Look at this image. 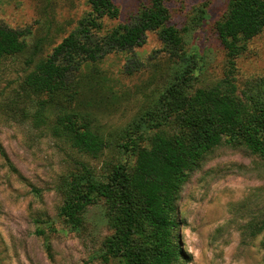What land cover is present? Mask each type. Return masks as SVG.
<instances>
[{"label":"rangeland","instance_id":"374dc122","mask_svg":"<svg viewBox=\"0 0 264 264\" xmlns=\"http://www.w3.org/2000/svg\"><path fill=\"white\" fill-rule=\"evenodd\" d=\"M118 18L103 19L104 30L134 18L150 0H115ZM230 0H169L172 24L203 69L195 87L220 80L227 51L216 32ZM90 10L86 0H1L0 22L28 29L27 50L0 59V264H117L103 259L113 232L104 200L90 205L84 224L71 230L59 216L61 188L72 172L87 167L104 177L113 163H134L116 147L147 112L174 74L155 31L131 54L113 53L98 64L101 84L84 69L75 110L113 141L97 158L72 148L29 117L46 94H25L22 84ZM140 58V59H139ZM131 60L142 61L127 73ZM241 88L264 77V32L237 58ZM31 112V111H30ZM181 264H264V158L241 146L222 145L210 153L183 186L176 203Z\"/></svg>","mask_w":264,"mask_h":264},{"label":"trees","instance_id":"16d2710c","mask_svg":"<svg viewBox=\"0 0 264 264\" xmlns=\"http://www.w3.org/2000/svg\"><path fill=\"white\" fill-rule=\"evenodd\" d=\"M86 1L90 10L23 81L25 94H46L31 106L33 111L28 109L37 127L46 126L72 148L97 158L113 141L75 110L84 69L91 68L94 87L99 86L100 62L113 53H133L155 31L174 74L154 108L116 143L134 163H113L104 177L87 167L72 172L61 188L59 216L71 230H79L87 208L104 200L113 230L104 242L106 262L181 264L185 253L176 234V203L191 174L222 145L241 146L264 158V77L241 88L236 75L237 58L264 32V0H230L216 23L227 51L224 76L200 87L194 85L203 69L186 49L183 31L172 24L169 0H150L132 20L108 30L103 19L120 15L115 0ZM29 32L0 22V59L24 53ZM129 63V74L143 65L141 60Z\"/></svg>","mask_w":264,"mask_h":264}]
</instances>
